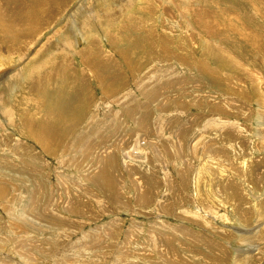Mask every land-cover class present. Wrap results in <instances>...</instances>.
Masks as SVG:
<instances>
[{
	"label": "rangeland",
	"instance_id": "1",
	"mask_svg": "<svg viewBox=\"0 0 264 264\" xmlns=\"http://www.w3.org/2000/svg\"><path fill=\"white\" fill-rule=\"evenodd\" d=\"M169 1L62 0L63 6L60 12L56 10L58 14L55 21L47 14L42 16L44 28L40 38L37 37L32 47H25L27 51L25 58L22 57L23 60L12 54L10 56L4 45H0L1 66L6 64L10 56L12 60L7 68L20 65L21 70L25 67L31 69L24 75L19 71L13 73V77L8 79L11 83L8 80L1 83L0 99L6 97V100H0V107L14 111L13 115L19 114L20 120L23 117L28 124L33 123L32 126L38 125L36 129L41 130L40 133L45 134L42 123H49L47 117L55 116L50 124L51 127L56 126V136L59 139L65 137L70 130L89 138L86 132L87 118L90 115L98 121L102 119L103 123L106 112H113L117 103L128 104V100L124 98L115 104L113 99H108L101 105V89L106 87L105 84L110 85L111 91L121 88L123 92L140 101V104L142 102L151 105L150 110L142 112H148L155 125L152 124V128L148 125L146 134L141 132L142 122L138 121V124L128 121L124 116L119 123L118 117L116 120H106L108 125L103 123L106 126L102 134L106 144L99 146V137L94 132L92 152L87 151L90 157L72 154L75 164H67V169H62L57 161L67 155H63L61 150H57L55 156L45 153L41 142L25 140L27 126L16 124L14 118L8 120L0 116V151L9 153L14 144V151L18 152L4 159L14 166L20 164V173L14 176L16 180L12 181L8 175L9 180L15 182V186L24 182L29 185L26 190L13 189L12 194L9 192L10 188L6 189L9 190L7 195H12L5 202L9 205L10 213L6 212L4 200L0 198V264H25L20 258L26 255L40 261L39 264H50L52 259L46 261L37 254L43 247H56V264H90V258L96 259L100 253L94 249H82L81 233L98 227L102 229L105 224L107 230L112 232L115 227L118 228L119 238L115 240L113 236L112 239L115 246H122L119 252L125 251L127 253L124 255L133 254V257L145 256L151 259L152 263L149 264H169L160 262L156 251L149 248L151 235L155 234L160 236L158 240L161 241L156 240L160 244L157 248L161 253L165 252L163 243L170 237V244L176 250L177 258L182 260L178 261L179 264H264V23L261 27L262 22L258 20L260 17H256V13H259L255 9L260 10L255 5L258 0ZM20 2L24 4L23 9L17 5L13 7L15 20L12 24L4 25L7 31H0L1 38L5 36L8 40H17L22 33L23 36L25 32H29L31 24L34 23L29 13L30 1ZM47 8L52 11L55 4L49 2ZM206 13L211 16L209 21L196 20L203 19ZM68 15H71L72 22ZM95 19L101 20L100 24L103 22V25H99ZM18 21L20 25L17 24ZM209 26L216 29L215 33L210 31ZM0 43L2 44L1 41ZM65 43L69 45L67 51L63 49ZM40 46L48 52L44 56L40 54L36 63H26L29 55ZM94 50L106 55L109 58L108 63L96 62L93 59ZM161 51L166 55L154 57L153 60L148 57L154 54L158 56ZM83 58L86 61L91 60L89 66H93L95 75L93 71L89 73L90 70L84 66ZM66 60L71 62L70 71L61 68L51 71V63L58 61V65L65 61L66 64ZM132 66L136 69H131ZM47 70L56 79L44 76L37 88L46 90L43 87L46 83L42 81L46 82L50 78L47 85L54 89L48 93H36L35 100L40 99L37 96H42L47 102L51 103L52 100L53 103H46L47 106L40 103L36 105L33 100L35 93L32 95L28 92L30 84L35 78L39 80L47 75ZM132 70L136 71L133 73ZM144 70H154L148 85L154 93H159L158 96L142 97L136 91L134 78L138 77L139 82L148 79ZM98 78L102 80L101 85L97 83ZM166 84L168 87L164 89ZM90 96L94 97L98 109L88 100ZM53 99L58 103L57 106ZM194 100H198L197 107L190 106ZM157 101H160L159 105L156 104ZM210 102L218 104L228 113L211 109ZM182 105L187 106L182 108ZM163 108L167 110L160 111ZM98 111L101 115L97 114ZM197 115L204 117L202 121L194 120ZM30 119L34 121L31 122ZM102 123L96 122L93 126ZM98 128L99 125H96L95 129ZM184 129L190 133L182 137L179 133ZM9 135L15 140L12 146ZM160 136L165 138L158 141ZM162 140H165L163 145ZM146 141L147 144H153L155 149L158 148L159 153L154 154L159 155L161 160L153 157L151 149L147 150ZM206 142L212 148L217 143L216 147H223L226 153L223 157L204 154L203 146ZM168 143L169 150H174L176 144H183L181 153L178 155L171 151L170 156L168 149L165 153L162 148L167 147ZM231 146L233 151L230 150ZM33 153L40 160L31 166L32 171L29 173L27 164ZM22 157L25 158L23 164L20 161ZM106 164L115 168L120 181L118 189L121 201L126 200L128 207L121 210L114 207L115 204L107 202V211L100 212L95 211L92 205L88 209L90 213L95 212V221L82 225L78 232L70 234L71 237H62L61 224H54V221L69 216L62 208L68 204H78L76 198L80 195L79 187L96 195V198L99 196L97 199L106 197L108 190L104 185L109 180V174L105 172V169L108 170ZM76 165L82 168L79 173H76ZM185 167L190 169L186 172ZM129 169L133 170L132 175H128ZM136 170L147 172V176H154V180L155 177H165L170 186L178 189L180 197L188 198L189 202L184 204L183 201L179 210L170 197V191L165 190L161 184L162 187L152 191L151 200L146 205L136 206L135 191L131 190L134 182L139 183ZM67 172L74 174L72 182L78 183V188H68L69 183L65 180ZM218 174L220 176L217 177ZM221 175L234 183V195L225 192L221 186L220 191H217V182ZM41 178L43 180L39 183ZM84 178L86 181L79 183L78 180ZM132 179L136 180L133 182ZM33 185H36V191L29 197V193L33 192ZM46 187L51 189L50 193L54 198L49 206L43 202L33 210L36 201L42 202V192ZM69 193L73 196L71 201H68L69 195H66ZM163 204L164 208H170V214L162 215L163 210L158 211L157 206ZM28 213L31 216L48 214L53 216L48 217L53 220H33ZM71 219L88 221V218L82 216H71ZM108 224H114L113 228L107 226ZM161 226H165L166 230L161 229ZM174 229L179 231L178 234H175ZM185 230L186 234L189 232L193 237H200V243L190 240L185 234L184 237L181 236ZM65 234L69 235L67 232ZM96 237L100 241L103 238L100 234H96ZM86 238L84 241H88ZM63 239L67 245H62ZM102 247L105 251L100 256V262H129L114 249L103 245ZM13 251L18 255H14ZM128 260L137 262L132 257ZM31 264L37 262L32 261Z\"/></svg>",
	"mask_w": 264,
	"mask_h": 264
},
{
	"label": "bare ground",
	"instance_id": "2",
	"mask_svg": "<svg viewBox=\"0 0 264 264\" xmlns=\"http://www.w3.org/2000/svg\"><path fill=\"white\" fill-rule=\"evenodd\" d=\"M30 1V3H29V5H30V9H29V13L31 14V16L33 17V22L34 23H32L31 24V26H30V30H29V32H25V34L22 36V34L20 35V37L18 38L17 37V40H14V39H11V40H8V39H6V37L4 36V37H0V41L2 42V44L0 43V45L1 46H3L4 45V48H5V51L6 52H8L9 54H10V56H11V54L12 55H15L16 57H18L20 60H23V58L22 57H24L25 56V52L27 51L26 50V48L25 47H32L34 44H33V42L34 41H36V39H37V37L38 38H40V34H41V32L43 31L42 29L44 28L43 27V20H42V16L44 15V14H47L51 19H52V21H55V17H56V15L58 14L57 12H56V10L58 11V12H60V9H62L61 8V6H63L62 4V0H29ZM171 1V0H170ZM169 1V2H170ZM243 1V0H242ZM49 2H51V3H53V5L55 4V8L54 9H52V11H51V9H49V8H47V5H48V3ZM172 2V1H171ZM173 3V2H172ZM253 4V3H252ZM9 5H11V7H9ZM15 5H17V6H20L22 9H23V5L24 4H22L21 2H20V0H0V31H1V33H4V31H7V30H5V26L4 25H7V24H12V22H14V20H15V18H14V15H15V10L13 9V7L15 6ZM256 7L258 6V8L260 9V10H257V9H255L259 14H257L256 12V17H260L258 20H260L262 23H260L261 24V27L263 26V21H264V1L263 0H261V2L258 0V1H256ZM220 6V5H219ZM219 6H218V8H219ZM7 7V8H6ZM250 7V6H249ZM10 8H12V9H10ZM210 8V7H209ZM213 8V7H212ZM240 8V7H239ZM222 9H224V8H222ZM221 9V10H222ZM196 10V9H195ZM202 10V9H201ZM213 10V9H212ZM219 10V9H218ZM255 10H253V11H255ZM213 12H214V10H213ZM216 12V11H215ZM228 13V12H227ZM196 14V13H195ZM220 14V13H219ZM232 14V13H231ZM230 14V15H231ZM70 16L71 15H68V18H69V20L72 22V18H70ZM109 16V15H108ZM213 16V15H212ZM226 16V15H225ZM110 17V16H109ZM195 17V16H194ZM200 17V16H199ZM220 17V16H219ZM218 17V18H219ZM255 17V16H254ZM198 18V17H197ZM214 18V17H213ZM216 18V17H215ZM232 18V17H231ZM25 19V18H24ZM27 19V18H26ZM108 19V18H107ZM211 19V16H210V14L209 13H206V15L205 16H203V19L202 18H200V19H196V20H199L200 22L201 21H204V20H210ZM28 20V19H27ZM96 20V19H95ZM213 20H215V19H213ZM234 20V19H233ZM254 20V19H253ZM40 21H41V23H40ZM93 21H94V19H93ZM100 21L101 20H96V22L97 23H99V25H103V22H101V24H100ZM127 21V20H126ZM227 21V20H226ZM22 22V21H21ZM228 22V21H227ZM231 22V21H230ZM39 23H40V25H39ZM143 23V22H142ZM213 23V22H212ZM17 24H21L19 21L17 22ZM107 24V23H106ZM25 25V24H24ZM28 25V24H27ZM101 25V26H102ZM253 25V24H252ZM29 26V25H28ZM105 26V25H104ZM176 27V26H175ZM210 27V26H209ZM13 28H15V27H13ZM25 28V27H24ZM217 28H218V26H217ZM65 29V28H64ZM83 29V28H82ZM215 28H213V27H210V31L212 32V33H215ZM85 31H87V30H85ZM73 32V31H72ZM0 33V34H1ZM69 33V32H68ZM75 34V33H74ZM79 34V33H78ZM82 34V33H81ZM213 35V34H212ZM0 36H2V35H0ZM22 36V37H21ZM75 36H77V35H75ZM79 37V36H78ZM69 40V39H68ZM122 40V39H121ZM62 41V40H61ZM67 43V42H66ZM64 44V46H63V49L65 48V50L67 51V50H69L68 49V47H69V45L68 44ZM93 46V45H92ZM95 46V45H94ZM96 47V46H95ZM42 47L40 46L32 55H29L30 56V58H28L27 59V62L26 63H28L29 61L30 62H33V63H36V61L38 60V59H40V54L41 55H45L46 54V52H48V50H46L45 48H43V49H41ZM61 48V47H60ZM85 48V47H84ZM83 48V49H84ZM48 49V48H47ZM62 49V48H61ZM82 49V50H83ZM95 51V55H94V60L97 62V61H99V62H101V63H104V64H107L108 63V61H109V58L106 56V55H103V54H101L100 52H98V50H94ZM108 52V51H107ZM164 51H161V53L158 55V56H156V54H154V55H149L148 57L151 59V60H153V58L154 57H163V56H165L166 54H164L163 53ZM49 53H53V52H49ZM109 53V52H108ZM154 52H152V54H153ZM174 54V53H173ZM171 55V54H170ZM8 57L7 59H8V61H6V64H4L3 66H1L0 65V86H1V83H4V81H7L8 79H11L12 77H13V73H18V71H19V73H21L22 75H24L25 73H27L28 71H30L29 69H28V67H25L24 65H23V67H25V68H23L22 70H21V68L19 69V66L20 65H18V66H14V67H12V66H10V67H6V66H9V61H11L12 60V58L11 57ZM53 56V55H52ZM70 56V55H69ZM84 56V55H83ZM7 57V56H6ZM25 58V57H24ZM98 59V60H97ZM70 60H71V58H70ZM70 60L68 61V60H66V64H65V61H63V62H60L58 65H57V62L58 61H56V63L54 62V64L53 63H51L50 65H51V71H54V70H60L59 68H61L62 70L63 69H68V71H70V69H72V65L70 64L71 62H70ZM83 64H84V66L86 67V68H88L89 70H90V72L89 73H91L92 71V73H93V75H95V73L96 72H94V70H93V66L92 67H90L89 66V62L91 61V60H89V61H86V59L85 58H83ZM19 64V63H18ZM31 64V63H30ZM78 65V64H77ZM81 65V64H80ZM137 65V64H136ZM61 66H63V67H61ZM30 67V66H29ZM80 67V66H79ZM34 69H36V68H34ZM81 69V68H80ZM131 69H136L135 67H131ZM76 70H77V68H76ZM75 70V71H76ZM137 70H141V69H139V68H137ZM155 70V69H154ZM154 70H149L148 72H146L145 70V72L147 73V77H148V79H147V81L146 80H144V82H139V81H137L138 80V77H135L134 78V86H135V89H136V91H138L139 93H140V95H142V97L143 96H150V95H154V96H158L159 95V93H154V91L153 90H151L150 89V85H148V82H149V80L150 79H152V74H151V72H153ZM48 71V70H47ZM51 71H48V72H46L47 73V75H43L42 77H40L39 78V80H38V78L36 79H34L33 80V82L31 81V84H30V90L28 91L29 92V94H34L33 95V100H35V95H36V93H39V94H42L43 92L44 93H48L50 90H53L54 88H50V87H48V85H47V83H49V80H50V78L49 79H47V81L46 82H44V81H42L43 83H46V86H43V87H45V89L46 90H44V89H41V88H37V85H38V83H39V81H41L42 79L41 78H43L44 76H47V77H49V76H51V78H55V76H53L52 75V73H51ZM133 71V70H132ZM136 70H134L133 71V73L135 72ZM67 72V71H66ZM78 72V71H77ZM29 73V72H28ZM51 73V74H50ZM142 73H143V71H142ZM145 73V74H146ZM78 74H79V72H78ZM139 74V73H138ZM30 75V74H29ZM79 76V75H78ZM26 78V77H25ZM80 79L82 78V75L79 77ZM23 79V78H22ZM56 79V78H55ZM72 79V78H71ZM32 80V79H31ZM35 81H36V84H34L35 83ZM8 82L9 83H11L12 81H9L8 80ZM28 82H30V81H28ZM97 83H98V85H101L102 84V80L100 79V78H98V80H97ZM106 83H108V82H106ZM106 85V87L104 88V89H101V94H102V98L100 99V101H101V105L102 104H105V102L108 100V99H113L114 100V103L113 104H115V103H117V102H121V99H124V98H126V101L128 100V104H119V103H117V108H115L114 110H113V112L111 111V112H109V111H107L106 112V114H105V118H103V119H106V120H108V121H110V120H116L117 119V117H118V122L117 123H119L120 121H121V119L123 118V116L124 117H126V120H132V122H137L138 123V121L139 122H142V124H143V128L141 129V127H139V129H141V132L142 133H148V125H149V128H152V126L154 125L153 124V119L151 118V116L149 115V113L148 112H142V110H150V108H151V105L150 106H148L146 103L145 104H143L142 102H141V104H140V101L138 102L137 100H136V98L134 99V98H132L131 96H129L128 95V93H125V92H123V90L120 88L119 90H117V91H111V87H110V85H107V84H105ZM122 85V84H121ZM125 85V84H124ZM130 86V85H129ZM7 87V86H6ZM9 87H11V86H9ZM164 87V89L165 88H167L168 87V84H166V86H163ZM77 88V87H76ZM109 88V89H108ZM1 89V88H0ZM12 89V88H11ZM10 89V90H11ZM49 89V90H48ZM6 90H7V88H6ZM9 90V91H10ZM40 91H42V92H40ZM2 92V91H1ZM31 92V93H30ZM152 94H151V93ZM117 94H118V96H117ZM122 96H124V97H122ZM38 97L40 98L39 100H35V103H36V105H38L39 103L40 104H42V106H47L46 105V103H48V104H51V103H53V101L51 100V103H49V101L47 102V99H44V98H42V96L40 97V96H37V99H38ZM120 97H122V98H120ZM0 100H6V97H4V98H2L1 97V99ZM42 100V101H41ZM54 100V102H55V105L57 106L58 105V103L56 104V101H55V99H53ZM89 101H91V103L93 104V107H96L97 109H98V107H97V105H96V103H95V101H94V97H89V99H88ZM117 100V101H116ZM145 101H146V99H145ZM197 101L198 100H194V101H192V105H190L191 107H197ZM159 103H160V101H157V105H159ZM91 104V105H92ZM154 103L152 102V105H153ZM200 104V103H199ZM1 105V104H0ZM179 105V104H178ZM187 105H189V104H187ZM187 105H182L181 107L182 108H185ZM209 105H210V108L211 109H213V110H215V111H220V113H228V112H226V109H225V111H224V109L223 108H221L218 104H214V103H212V102H210L209 103ZM23 106V105H22ZM27 107H29L28 105H27ZM157 107V106H156ZM181 107H177V108H180V109H182ZM18 108V107H17ZM24 108V107H23ZM154 108H155V106H154ZM159 108H161L160 106H159ZM175 108H176V106H175ZM156 109V108H155ZM189 109H191V108H189ZM195 110H197V108H194ZM158 110V109H157ZM164 110H167L166 108H163L162 110H160V111H164ZM4 111V112H3ZM17 111L19 112L20 111V108L19 109H17ZM0 112H2V114H0V116L4 119H6V118H8V120L10 119V120H12L13 118H14V121L16 120V124H23L24 126H27V127H25V129H26V134L24 135L25 136V140H27V139H29V140H32V141H35V142H41V144L43 145L42 147H43V150H44V152L45 153H47V154H51V155H53V156H55L54 154H56L57 152V150L59 151V150H61L62 151V154L63 155H67V156H65L64 157V159L63 158H59V160L57 161L58 162V165L60 166V168H62V169H67V164H69V165H72V164H75V160H72L73 159V155L72 154H80V156H86V157H90L88 154H87V151H89V152H92V149H93V136H94V132H96V134H97V136L99 137V140H97V142H98V145L100 146H104L106 143H104V142H106L103 138H102V134H103V131H104V128H105V126L106 125H108L107 124V121L105 120L103 123L104 124H106V125H104L103 123H102V119H100L99 121L98 120H96L95 118H94V116H89L88 118H87V124H88V131L86 132V133H88V136H89V138H87V137H85L84 135H82V134H80V133H75L74 131H72V130H70V131H68L67 132V134H66V136L65 137H62L61 139H59L56 135H57V131H56V126H54V127H51V119H53V118H49V117H47V120L49 121V123H47V122H43L42 124L44 125L43 127L45 128V134L43 133H40L41 132V130H37L36 129V127L38 126H32L33 125V123L32 124H28V121L25 119V118H21V120L19 119V114H17V115H13L14 114V111L12 112V111H10V110H5V109H1V107H0ZM51 112V111H50ZM91 113V112H90ZM166 112H164V114H165ZM232 113H234V112H232ZM87 114H88V112H87ZM97 114H100L101 115V113H100V111H98L97 112ZM167 114V113H166ZM51 115V114H50ZM163 115V114H162ZM229 115H233V114H229ZM56 116H59V114H56ZM194 117V116H193ZM204 118V117H203ZM202 116L200 117V115H197L196 116V119H194V120H200L201 119V121H202ZM38 119V118H37ZM31 120V119H30ZM34 121V120H33ZM32 120H31V122H33ZM96 122H101L102 124H96V125H99V128L98 129H95V126L96 125H94L93 126V124L94 123H96ZM47 124V125H46ZM113 124H115V123H113ZM139 124V123H138ZM153 124V125H152ZM41 125V124H40ZM46 125V126H45ZM20 126V125H19ZM93 126V127H92ZM155 126V125H154ZM39 127H41V126H39ZM3 128V127H2ZM14 128V127H13ZM48 128V129H47ZM103 128V129H102ZM47 129V130H46ZM3 130V129H2ZM13 130V129H12ZM11 130V131H12ZM11 133V132H10ZM13 133H14V131H13ZM146 133V134H147ZM188 133H190V132H187L185 129L182 131H180V135H182V137H185ZM85 134V133H84ZM14 135V134H13ZM52 135H54V136H52ZM9 137H10V135H9ZM9 137L7 138V139H9ZM162 137L160 136V138H158V141H160V139H161ZM164 138H165V136H164ZM164 138H162V139H164ZM10 139L12 140V137H10ZM9 139V141H10V146H12V144H13V141H15V140H10ZM14 139H16V138H14ZM180 139V138H179ZM178 139V140H179ZM20 140V139H19ZM18 140V141H19ZM2 141V140H1ZM18 141H16V142H18ZM28 141V140H27ZM152 141V140H151ZM212 141V140H211ZM215 141H219V140H214V142ZM45 142H47V143H45ZM142 141L140 140V143H141ZM144 142V141H143ZM179 142V141H178ZM213 142V141H212ZM211 142V143H212ZM1 143V142H0ZM8 143V142H7ZM34 143V142H33ZM150 143H152V142H150ZM160 143V142H159ZM165 143V140H162V142H161V145H163ZM208 142H206L205 144H204V146H203V152H204V154H209V155H213V156H216V155H220L219 157H223L224 156V154L226 153V150H224V148L223 147H216V144L217 143H215L214 145H213V148L209 145V144H207ZM145 144L147 145V147H148V151L150 150L151 152H153V154L154 153H159V150H158V148L157 149H155L154 147H153V144H147V141L145 142ZM232 144V143H231ZM4 145V144H3ZM16 145V144H15ZM5 146V145H4ZM3 146V147H4ZM181 146H183V144H181L180 143V145H175V147H174V150H169V143L167 144V147H164V148H162V150L166 153V152H168L169 154H170V156H171V151L173 152V153H176V154H180L181 152H180V148H181ZM2 147V146H1ZM14 144H13V147L11 148L10 147V150H9V153L7 152L6 154H4L2 151H0V198L2 199V200H4V203L6 202V200H10V198H9V196L11 197L12 195H7V192L9 191V190H7L6 191V189H11L9 192L11 193V191L13 192V189H21V190H26L27 188H29L27 185H25V182L23 183V184H17L16 186H15V182H10V180H9V177H8V175H10V179L12 180V181H15L16 179H14L16 176H18V174L20 173V164L18 165V166H14L13 165V163H10V162H6L5 161V159L4 158H6V157H8L9 155H14V154H16L18 151L17 150H15L14 151ZM38 148V147H37ZM166 149H168V151L166 150ZM153 150V151H152ZM230 150H234L233 149V147L231 146V148H230ZM6 151V150H5ZM40 152V151H39ZM52 152H53V154H52ZM2 153V154H1ZM203 154V155H204ZM221 154H223V155H221ZM62 156V155H61ZM159 155H156V154H154V156L153 157H155L156 159L158 158V159H160V157H158ZM212 157V156H211ZM29 160H28V164H27V167L28 168H30L29 170H28V172L29 173H31V171H32V168H31V166H33L34 164H35V162L36 161H38V160H40L39 159V157H37L34 153L31 155V157L29 156ZM216 158V157H215ZM28 159V158H27ZM105 159V158H104ZM213 159V158H212ZM24 160H25V158H21V162H22V164H23V162H24ZM106 160V159H105ZM161 160V159H160ZM56 162V163H57ZM106 162H108V161H106ZM207 162V161H206ZM183 163V162H182ZM159 164V163H158ZM157 164V165H158ZM162 164V163H161ZM101 165H103L102 163H101ZM106 166H107V168H108V170H106L105 169V172H106V174H109V180H107L106 181V185H104V187L106 188V190H108V193L105 195L106 197L104 198V199H97L96 198V195H93L91 192H89V191H83V189L82 188H80L79 186H78V183L76 184V183H73L72 181H74V178H72V174H70L69 172H67V176L65 177V180H66V182L67 183H69L68 184V186H70V187H68V188H78L79 190H80V192H79V196H77V202H78V204H74V203H72V205H70V204H68V206L67 207H64V208H62L63 209V212L64 213H68V217H66V218H63V219H58V220H56V221H54L55 223L54 224H57V225H59L58 223H60L61 224V227H62V229H61V231H60V235L62 236V237H71L72 235H70V234H75L76 232H78V230L82 227V225H84V224H86V223H89V222H91V221H95V212L94 213H90V209H88V208H90V206H94L95 207V211L96 210H99L100 212H106L107 211V209H108V203L107 202H110V203H113V204H115V205H113L114 207L116 206V207H118V208H120L121 210H126V208L128 207V205H127V202H126V200L125 201H121V199H122V197H121V195H120V192H119V189H118V186H120L119 185V183H120V181H119V176L117 175V172H116V170H115V168H112V167H109V164L107 165L106 164ZM105 166V167H106ZM160 166V165H159ZM76 167L78 168V170L76 171V173H79V171L80 170H82V168H81V166H77L76 165ZM138 168H141V166H137ZM149 167V166H148ZM144 168V167H143ZM27 169V168H26ZM71 169V168H70ZM185 170H186V172L190 169H187V167H185L184 168ZM203 170V169H202ZM207 170V169H206ZM208 170H210L209 169V167H208ZM204 171V170H203ZM131 172L133 173V170L132 169H129L128 170V175H132L131 174ZM213 172H217V171H213ZM17 173V174H16ZM189 173V172H188ZM135 174L137 175V179H139V183L137 184V182H134L135 180L134 179H132L133 180V182L137 185H134V183H133V185H131L132 187H131V190H134L135 191V202L137 203V205L136 206H138V207H143L144 205H146L150 200H151V194H152V191L153 190H157V188H159V187H162L161 186V184L162 185H164V188H166L165 190H169L170 191V197H171V199H172V201H173V203H175V205H176V207L180 210L181 209V206H182V203H183V201H184V204L185 203H188L189 202V199L187 200L185 197L184 198H181L180 197V195H179V193L180 192H177V190H176V188L174 187V186H170V183H169V181L167 180H165L166 178L165 177H155V180H154V176H147L148 175V173L147 172H144V171H140V172H138L137 170H136V172H135ZM184 174V173H183ZM74 175V174H73ZM179 175H180V173H179ZM190 175V174H189ZM214 175H215V173H214ZM15 176V177H14ZM211 176V175H210ZM218 176H220V174H218L217 175V177ZM129 178H131V176H129ZM187 178V177H186ZM190 177H188V179H189ZM221 179H220V181H218L217 182V186L219 187V188H217V191H220V186L222 187V189L226 192V191H228V193L229 194H231V196H232V194L234 195V183H232V182H230L231 181V179H226V177L225 178H223V176L221 175V177H220ZM41 180H43L42 178L41 179H39V183H41L40 181ZM129 180V179H128ZM79 181V183L81 182L82 184L84 183V181H86V178H84V179H79L78 180ZM18 182H20V181H18ZM186 182H188V181H186ZM130 183V182H129ZM131 184V183H130ZM184 185V184H183ZM34 186V185H33ZM100 186H102L103 187V184H101ZM35 187H36V185L34 186V189H35ZM163 188V189H164ZM32 190L33 192H31V193H29V197H32V195H34V193H35V191H36V189L35 190ZM105 190V191H106ZM50 191H51V189L49 188V187H46V188H44V190H43V192H42V202H40V201H36L35 202V204L33 205V207H32V209L33 208H36V205H40V204H43V202L44 203H46L45 205H47L48 204V206L50 205V203H51V201H52V199L54 198L52 195H51V193H50ZM160 191V190H159ZM239 192V191H238ZM65 193H68V192H65ZM227 193V194H228ZM12 194V193H11ZM31 194V195H30ZM66 195H69L68 196V201H71L70 200V198H72L73 196H71V193H69V194H66ZM15 196H17V195H15ZM182 196V195H181ZM102 197V196H101ZM124 197V196H123ZM17 198H19V196H17ZM73 200V199H72ZM164 200V199H163ZM162 202V201H161ZM37 203V204H36ZM5 205H6V212L7 213H10V208H9V205H7L6 203H5ZM72 206V207H71ZM89 206V207H88ZM167 206V205H166ZM71 207V208H70ZM79 207H83V209L81 208H79ZM157 208H158V211H161V210H163L162 211V215H168V214H170V212H171V210H170V208L168 207V208H164V204H163V206L162 205H158L157 206ZM31 209V210H32ZM30 210V211H31ZM34 210V209H33ZM110 211V210H109ZM173 211V210H172ZM34 212V211H33ZM88 212H89V214H88ZM35 213V212H34ZM45 213H47V212H45ZM28 215H29V217L30 218H34L33 220H39L40 218H43V219H45V218H48V217H53V216H50V215H48V214H46L45 216L44 215H39V216H31L29 213H28ZM183 214H181V216H182ZM71 216L73 217H75V218H77V217H86V218H88V221L87 222H85V221H77L76 219H71ZM48 219H51V220H53V218H48ZM180 219V218H179ZM49 223H51V222H49ZM107 226H109L111 229L113 228V226H114V224H108ZM99 228V227H98ZM98 228H94V229H90L89 231H87V232H83V233H81L82 235V237H81V241H82V243H81V247H82V249L83 250H91V249H94V250H96V251H98V253H100V255L99 256H96L97 258L95 259V258H93V259H91L90 258V264H104L103 262H100V256L102 255V253H104V249H103V247H102V245L103 246H105L106 248L107 247H110L111 249H114L119 255H121V257L124 259V260H127V261H129V262H123V261H121V260H119V262H114V263H118V264H137V262L139 263V264H149L150 262L152 263V261H151V259L150 258H146L145 256L144 257H133V254L131 255V256H128V255H124V254H126L127 252H125V251H123V252H119L121 249H122V246H115V242H114V240L112 239L113 238V236H114V238H115V240H117L119 237H118V235H119V231H118V228H116L115 227V229H113L114 231L112 232V231H110L109 229V231L107 230V227H106V224L103 226V228L102 229H98ZM153 228H156L155 226H153ZM165 228V230H166V227L165 226H161V229H164ZM187 230H185V231H183V235H181V236H183L184 237V234L186 235V237L187 238H189L190 240H195L196 241V243L197 244H199L200 243V237H193L191 234H189V232H188V234H186L185 232H186ZM65 232H67V234H69V235H67L66 236V234H65ZM110 232H112V233H110ZM174 232H175V234H178L177 232H179V231H176V229H174ZM96 234H100L101 236H103V238L101 239V241L100 240H98V238L96 237ZM194 235V234H193ZM152 236H154V238L152 237ZM80 237V236H79ZM87 237V238H86ZM160 238V236H158V235H151V241L149 242L151 245H150V249H153L154 251H156L155 253L158 255V257L161 259L160 260V262H162V263H164V262H168L169 264H179L178 263V261H182V260H180V258H177V252H176V250L174 249V247L173 246H171V244H170V237L167 239V241H165L164 243H163V247L162 248H164L165 250V252L164 253H166V254H164V253H161V251L157 248L158 246H160V244H158V242H157V240ZM185 237V238H186ZM193 237V238H192ZM88 239V241H84V239ZM90 238V239H89ZM157 239V240H156ZM188 239V240H189ZM159 241V240H158ZM161 241V240H160ZM159 241V242H160ZM125 242H128V240H125ZM62 245H67V243H66V241H65V239H63L62 240ZM2 247L0 246V249H1ZM211 248V247H210ZM183 249H184V247H183ZM4 250V249H3ZM186 250V249H185ZM54 251H56V247H52V248H44L43 247V250L42 251H37V254L40 256V257H42L43 259H45L46 261L48 260H50V259H52V261L50 262V264H56L55 263V259H56V256H57V254L54 252ZM101 251V252H100ZM43 252L44 253H46V254H43ZM13 254L14 255H18V253L16 252V251H13ZM143 255V254H142ZM129 257H132V258H136V260H137V262L135 261V262H131L130 260H128L129 259ZM42 258H39V260H42L43 261V259ZM86 258V257H85ZM85 258H84V260H85ZM25 264H31L32 263V261L34 262H37V264H39L40 263V261H37L36 259L34 260V258L33 257H30V256H25V257H23V258H20ZM87 260V259H86ZM217 262V261H216ZM85 264H86V262H84ZM159 263V262H158ZM184 262H180V264H183ZM21 264H23V263H21ZM106 264V263H105ZM186 264V263H185Z\"/></svg>",
	"mask_w": 264,
	"mask_h": 264
}]
</instances>
